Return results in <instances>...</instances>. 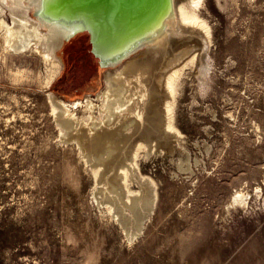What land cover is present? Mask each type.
Listing matches in <instances>:
<instances>
[{
	"label": "rangeland",
	"instance_id": "obj_1",
	"mask_svg": "<svg viewBox=\"0 0 264 264\" xmlns=\"http://www.w3.org/2000/svg\"><path fill=\"white\" fill-rule=\"evenodd\" d=\"M198 9L212 41L181 75L177 145L139 153L157 197L131 238L93 195L94 174L49 99L71 105L104 86L89 33L64 40L50 83L51 61L0 40V264H264V0Z\"/></svg>",
	"mask_w": 264,
	"mask_h": 264
},
{
	"label": "bare ground",
	"instance_id": "obj_2",
	"mask_svg": "<svg viewBox=\"0 0 264 264\" xmlns=\"http://www.w3.org/2000/svg\"><path fill=\"white\" fill-rule=\"evenodd\" d=\"M41 1L0 0L6 14L0 16V40L8 51H37L51 61L55 71L50 83L63 66L57 49L70 30L42 17ZM200 2L174 0V15L160 31L123 60L106 66L104 86L95 95L70 105L49 91L62 138L77 143L94 174L93 195L100 204L106 203L130 238L144 228L157 197L156 184L139 170V153L143 148L150 153L177 145L182 132L174 109L181 75L189 64L199 65L202 51L212 41ZM134 173L138 189L129 184Z\"/></svg>",
	"mask_w": 264,
	"mask_h": 264
},
{
	"label": "water",
	"instance_id": "obj_3",
	"mask_svg": "<svg viewBox=\"0 0 264 264\" xmlns=\"http://www.w3.org/2000/svg\"><path fill=\"white\" fill-rule=\"evenodd\" d=\"M39 12L70 30L65 39L87 31L92 52L106 67L160 31L174 15V0H42Z\"/></svg>",
	"mask_w": 264,
	"mask_h": 264
}]
</instances>
